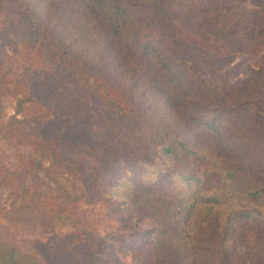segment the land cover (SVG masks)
<instances>
[{
    "label": "rangeland",
    "instance_id": "1",
    "mask_svg": "<svg viewBox=\"0 0 264 264\" xmlns=\"http://www.w3.org/2000/svg\"><path fill=\"white\" fill-rule=\"evenodd\" d=\"M189 1L201 5L200 0ZM260 1L231 3L256 8ZM142 16L157 33L153 37L167 43L189 72L211 86L223 89L241 83L262 65L264 44L227 46L186 36L187 32L174 39L163 34L147 8H142ZM51 18L41 0H0V70L10 78H22L27 94L49 107L52 119L39 125L18 115L17 124L0 139V239L33 254L40 264H143L154 221L145 216V208L133 214L126 195L135 187L148 193L179 192L185 184L179 176L183 170H175L160 145L143 139L142 128L135 132L132 127L152 122L184 140L205 142L204 151L212 160L221 152L220 139L200 126L188 134L186 106L172 101L173 107L162 95L136 86L133 79L139 71L134 62L119 58L98 37L71 34ZM30 27L37 36L31 35ZM43 41L64 54L68 67L96 80V89L94 83L95 90L80 83L68 67L64 66L68 74L64 72L63 63L44 49ZM101 94L121 100L132 112L119 114ZM16 104L17 97L10 93L1 97L0 121L14 114ZM243 108L233 114L246 123L253 108ZM258 123L261 127L264 120ZM34 130L56 135L64 145L63 138L62 158L74 165L68 170L64 164L48 170L37 167L25 137ZM260 146L261 154L255 151V156L264 161V144ZM64 216L76 217L77 225L76 218L69 224ZM242 235L257 264H264V225L246 223Z\"/></svg>",
    "mask_w": 264,
    "mask_h": 264
},
{
    "label": "trees",
    "instance_id": "2",
    "mask_svg": "<svg viewBox=\"0 0 264 264\" xmlns=\"http://www.w3.org/2000/svg\"><path fill=\"white\" fill-rule=\"evenodd\" d=\"M41 2L47 14L71 34L94 35L119 58L134 62L139 71L133 79L136 86L162 95L173 107L172 101L186 106L188 134L192 128L200 126L220 139L218 151L221 152L212 160L204 151L205 142H193L189 137L184 140L152 122L132 127L135 132L142 128L143 139L160 145L161 152L173 162L175 170H183L179 176L185 184L179 192L148 193L135 187L126 195V204L133 214L145 208L148 210L147 214L144 212L145 216L154 221L143 264H257V258L242 233L246 223L264 225V170L261 164L264 161L255 156V151L261 154L260 144H264V125L259 127L258 123L264 120V95L261 93L264 54L261 67L252 76L241 83L216 88L189 72L167 43L153 37L157 33L148 27L142 8L151 12L155 24L167 37L171 35L178 39V34L187 32L189 35L186 36H198L227 46H252L264 44V0L256 8L242 7L231 0H200L201 5L189 0ZM30 33L37 36L39 32L30 27ZM41 45L53 57H58L63 67H68L66 57L55 52L52 42L43 41ZM65 67L62 70L68 74ZM68 69L70 75L89 90L96 89V80L91 81L80 69L72 66ZM0 74V99L8 93L17 97L14 114L7 121H0V139L8 136L7 128L17 124L18 115L22 114L39 125L52 121L49 107L31 93L27 94L22 78H10L2 70ZM19 94L23 96L19 97ZM101 96L102 101L119 114L132 112L122 107L121 100ZM245 106L253 108L246 119L248 123L233 114L238 107L240 111ZM25 137L29 138L37 167L48 170L51 165L64 164L68 170L74 165V161L62 158L63 138L64 145L56 135L35 130ZM45 161L50 165L46 166ZM75 200L74 196L72 201ZM63 215L62 212L59 217ZM63 218L70 224L76 217ZM0 264L40 262L33 254L0 239Z\"/></svg>",
    "mask_w": 264,
    "mask_h": 264
}]
</instances>
